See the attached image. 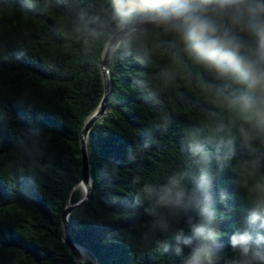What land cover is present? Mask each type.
<instances>
[{
  "label": "trees",
  "instance_id": "16d2710c",
  "mask_svg": "<svg viewBox=\"0 0 264 264\" xmlns=\"http://www.w3.org/2000/svg\"><path fill=\"white\" fill-rule=\"evenodd\" d=\"M113 0H0V264H76L61 214L80 191L79 136L103 95L100 54L117 31ZM149 28L109 56L106 111L87 135L91 193L70 240L96 264H184L211 246L235 264L231 237L264 200V133L229 106L222 84ZM236 87V86H233ZM249 139L245 141L244 135ZM216 238H192L201 172ZM179 178L181 206L150 199ZM183 249L177 255L175 248ZM89 264V263H87Z\"/></svg>",
  "mask_w": 264,
  "mask_h": 264
},
{
  "label": "clouds",
  "instance_id": "9594fccd",
  "mask_svg": "<svg viewBox=\"0 0 264 264\" xmlns=\"http://www.w3.org/2000/svg\"><path fill=\"white\" fill-rule=\"evenodd\" d=\"M112 7L126 47L149 28L170 35L168 43L176 50V60L182 59V53L194 65L214 73L223 81L210 86L215 94L225 97L227 92L229 106L239 108L251 129L264 133V0H113ZM169 185L160 192L148 186L144 191L157 203L181 206L189 190L176 177L170 178ZM201 187L205 197L192 238L211 241L217 230L212 227L215 215L207 171L201 172ZM231 244L239 255L235 264H264V200L254 202ZM175 252L181 255L183 249L177 246ZM217 258L211 246H198L184 264H215Z\"/></svg>",
  "mask_w": 264,
  "mask_h": 264
},
{
  "label": "water",
  "instance_id": "95a60500",
  "mask_svg": "<svg viewBox=\"0 0 264 264\" xmlns=\"http://www.w3.org/2000/svg\"><path fill=\"white\" fill-rule=\"evenodd\" d=\"M122 40V34L117 30L114 34H112L108 41L106 42L99 59V69L101 72V78L103 82V95L98 107L95 111L87 118L79 136V155H80V164H81V172H80V179L78 183L74 186L76 189L77 186L83 188V193L80 196V199L76 203H71L68 200L65 209L61 214V223H62V231H63V243L68 248L69 252L73 256L76 264H96L94 261L92 263L84 261L79 252L77 250H87L70 240L69 236V228H68V218L72 210L75 208L80 207L87 199L91 193V181L89 177V164H88V156H87V149H86V141L87 135L91 130L93 124L100 119L105 111H106V102L108 99V95L110 92L109 87V73H108V62L109 56L111 55L112 51L118 46L120 41ZM91 258V257H90Z\"/></svg>",
  "mask_w": 264,
  "mask_h": 264
},
{
  "label": "bare ground",
  "instance_id": "6f19581e",
  "mask_svg": "<svg viewBox=\"0 0 264 264\" xmlns=\"http://www.w3.org/2000/svg\"><path fill=\"white\" fill-rule=\"evenodd\" d=\"M79 188H81V192H83V188L78 186ZM79 252V255L81 256V258L84 260V261H87L89 260V254L87 252H85L84 250L80 249V250H77Z\"/></svg>",
  "mask_w": 264,
  "mask_h": 264
},
{
  "label": "rangeland",
  "instance_id": "374dc122",
  "mask_svg": "<svg viewBox=\"0 0 264 264\" xmlns=\"http://www.w3.org/2000/svg\"><path fill=\"white\" fill-rule=\"evenodd\" d=\"M76 189L79 190V191H80V195H82L83 192H81V188H79V187L77 186ZM88 259H89V260H87V262H90V263L93 262V260L90 258V256H89Z\"/></svg>",
  "mask_w": 264,
  "mask_h": 264
}]
</instances>
